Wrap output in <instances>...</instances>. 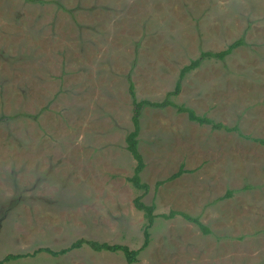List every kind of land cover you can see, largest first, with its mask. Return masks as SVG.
Segmentation results:
<instances>
[{"label":"rangeland","instance_id":"1","mask_svg":"<svg viewBox=\"0 0 264 264\" xmlns=\"http://www.w3.org/2000/svg\"><path fill=\"white\" fill-rule=\"evenodd\" d=\"M239 38L171 97L236 130L145 106L138 149L149 188L134 187L127 78L137 99L161 101L182 66ZM138 196L155 214L179 210L209 231L157 216L143 247ZM80 238L140 251L128 263L86 245L41 250ZM1 260L264 264V0H0Z\"/></svg>","mask_w":264,"mask_h":264},{"label":"trees","instance_id":"2","mask_svg":"<svg viewBox=\"0 0 264 264\" xmlns=\"http://www.w3.org/2000/svg\"><path fill=\"white\" fill-rule=\"evenodd\" d=\"M242 43H243V40L239 38L233 41L232 43H230L223 50H220V51L203 50L201 51L198 57L191 59L189 63L182 66V68L179 71L178 79L175 83L174 88L166 92L165 97L161 101L137 99L136 94H135L134 83L131 79L127 78L129 82L128 93L131 97V103H132V114H131L132 128L125 136V143H126L127 151L131 154V156L133 157L135 161V164L133 167V174L130 177H128V180L132 183L134 187L141 189L144 192H146L149 188L147 183L141 181L140 173L142 172L144 168V160H143L142 154L140 153L138 149V136L140 133V125H141L140 116L145 106L154 107V108L156 107L163 108L166 106H171V107H174L178 112L185 113L188 119L191 121H195L200 124L210 125L214 129H224L227 131L236 130V126L230 127L221 122L214 121L213 119L207 116L199 115L191 107L174 102L173 99H171V97L176 96L179 93L182 79L185 77L187 73H189L190 71L198 67L199 64L201 63V60L207 59V58L223 59L226 55L231 53V51L234 48L240 46ZM257 140L259 141V139ZM260 141L263 142V139H260ZM184 171L185 170H183V168L182 169L179 168V170L174 172L172 175H170L168 179L170 180V179L176 178L178 175H180ZM163 182H164L163 180L157 181L156 186H158L159 184ZM141 197L142 196H138L134 199V205L136 209L142 211L143 217L146 221L144 225V229H143V233H144L143 247L148 243L149 228L157 216L168 219V218L175 217L176 215H180L186 220L195 222L197 226L202 230V232L207 233L209 231L208 227L198 220L199 218L197 219L193 217L192 215L179 211V210L171 209L168 213H161L159 215L155 214L154 213L155 205L153 203L146 204L145 202H143ZM83 245L88 246L93 251L120 252L123 254V256L125 257V260L128 263H132L136 261L137 255L140 251L139 249H131L129 246L125 244L108 243L105 241L90 240V239H85V238L77 239L74 242H72L69 246L62 248L58 251H54L48 248L41 249V250H45L53 255H58V254H64L73 248L82 247ZM16 257L18 256L17 255H7L5 258H3V260H7L9 258H16ZM3 260H1L0 264L3 262Z\"/></svg>","mask_w":264,"mask_h":264}]
</instances>
